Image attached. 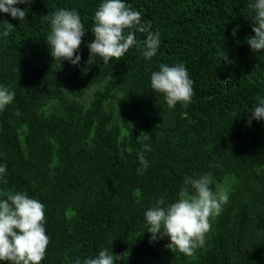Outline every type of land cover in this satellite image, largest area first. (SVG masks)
<instances>
[{
	"label": "trees",
	"instance_id": "obj_1",
	"mask_svg": "<svg viewBox=\"0 0 264 264\" xmlns=\"http://www.w3.org/2000/svg\"><path fill=\"white\" fill-rule=\"evenodd\" d=\"M102 2L26 0L15 5L22 20L0 12V87L15 93L0 110V199L26 192L44 205L40 264H83L102 249L125 253L117 264H264V120L248 124L264 100V50L247 43L254 0H124L161 43L146 59V34L137 32L138 43L108 63L89 60ZM59 9H75L86 31L77 65L50 54L43 17ZM180 63L193 96L170 107L150 77ZM143 144L151 150L141 172ZM207 173L228 202L210 217L204 246L188 256L169 250L167 237L150 241L145 212Z\"/></svg>",
	"mask_w": 264,
	"mask_h": 264
},
{
	"label": "clouds",
	"instance_id": "obj_2",
	"mask_svg": "<svg viewBox=\"0 0 264 264\" xmlns=\"http://www.w3.org/2000/svg\"><path fill=\"white\" fill-rule=\"evenodd\" d=\"M26 0H0V12L7 13L14 19L25 18L26 11L15 7ZM255 10L253 16V36L247 38L253 52L264 50V0H254L250 5ZM51 34L47 37L51 45L53 58L67 60L77 65L81 57L75 55L85 34L84 25L75 9L56 10L49 18ZM92 28L93 39L89 48V60L96 56L103 63L110 59L119 60L132 46L138 43L136 33L146 34L143 40L142 55L151 60L156 55L161 43L159 31H151V25L141 22V13L124 2V0H103L94 14ZM3 32L9 34L13 26L7 21ZM127 30V32H126ZM236 29L233 30L235 35ZM226 62V54L222 57ZM193 81L183 63L175 66L161 64L159 71L150 77L151 88L164 94L166 103L174 107L179 103H190L193 96ZM15 93L6 87H0V110L10 104ZM252 120H264V100L252 107L248 124ZM145 140L149 137L145 136ZM150 145L143 144L138 159L143 171L148 167L144 153L150 151ZM6 174V165H0V176ZM212 174L207 173L196 177H186L178 192L175 202L166 204L164 197L156 200L145 212L144 217L150 233V241L167 237L166 247L172 252L179 251L191 256L197 248L205 244L206 234L211 229L210 217L218 216L222 206L228 202V193L217 187L213 191ZM0 199V261L9 264H40L44 259L49 237L44 227V205L36 199L29 198L26 192H4ZM143 233V232H142ZM141 233V234H142ZM139 234V235H141ZM125 253L115 255L102 249L94 258H86L83 264H117L123 260ZM74 264H81L77 258Z\"/></svg>",
	"mask_w": 264,
	"mask_h": 264
},
{
	"label": "rangeland",
	"instance_id": "obj_3",
	"mask_svg": "<svg viewBox=\"0 0 264 264\" xmlns=\"http://www.w3.org/2000/svg\"><path fill=\"white\" fill-rule=\"evenodd\" d=\"M4 262H5V261H2V263H1V264H4Z\"/></svg>",
	"mask_w": 264,
	"mask_h": 264
}]
</instances>
